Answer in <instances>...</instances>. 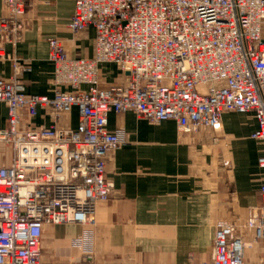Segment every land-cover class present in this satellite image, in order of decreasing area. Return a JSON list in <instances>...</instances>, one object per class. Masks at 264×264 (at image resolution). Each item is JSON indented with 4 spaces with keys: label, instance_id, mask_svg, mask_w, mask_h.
Segmentation results:
<instances>
[{
    "label": "built area",
    "instance_id": "1",
    "mask_svg": "<svg viewBox=\"0 0 264 264\" xmlns=\"http://www.w3.org/2000/svg\"><path fill=\"white\" fill-rule=\"evenodd\" d=\"M263 21L264 0H74L67 29L93 31V57L72 59L62 41L47 39L51 97L26 95L16 74L0 79V146L11 152L0 166V264H41L46 227L95 226L110 196L106 160L125 143L108 131L109 113L173 121L179 135L210 131L214 144L225 113H250L251 138L264 146ZM26 27L24 0H4L0 62L14 70L3 46L17 45ZM72 109L75 130L59 125ZM39 110L53 123L23 129ZM259 194L244 221L216 223L209 261L198 264H264L244 256L249 242L264 246V184Z\"/></svg>",
    "mask_w": 264,
    "mask_h": 264
},
{
    "label": "crops",
    "instance_id": "2",
    "mask_svg": "<svg viewBox=\"0 0 264 264\" xmlns=\"http://www.w3.org/2000/svg\"><path fill=\"white\" fill-rule=\"evenodd\" d=\"M26 30L21 41L4 52L18 61L0 62V79L16 74L28 96H52L53 65L46 40L56 38L72 59L93 57V31L72 35L67 24L74 0H24ZM4 0H0V17ZM264 39V21L261 26ZM113 71L110 66H103ZM108 78L111 83L113 78ZM49 111L24 119L22 128L52 124ZM76 109L59 125L77 128ZM6 107L0 103V129ZM107 129L122 132L124 144L106 160L109 199L99 204L95 226L44 228L41 264H189L208 262L216 223L244 221L261 204L264 169L258 160L264 146L251 138L254 116L225 113L218 142L210 131L179 135L173 121L150 125L133 113L107 116ZM11 152L0 146V166ZM250 244L245 260L264 256V246Z\"/></svg>",
    "mask_w": 264,
    "mask_h": 264
},
{
    "label": "water",
    "instance_id": "3",
    "mask_svg": "<svg viewBox=\"0 0 264 264\" xmlns=\"http://www.w3.org/2000/svg\"><path fill=\"white\" fill-rule=\"evenodd\" d=\"M126 75H128V74H126Z\"/></svg>",
    "mask_w": 264,
    "mask_h": 264
}]
</instances>
